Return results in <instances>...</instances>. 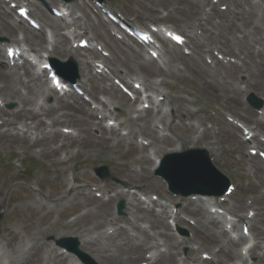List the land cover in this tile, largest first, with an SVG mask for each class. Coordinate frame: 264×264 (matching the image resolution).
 <instances>
[{"label":"rangeland","instance_id":"obj_1","mask_svg":"<svg viewBox=\"0 0 264 264\" xmlns=\"http://www.w3.org/2000/svg\"><path fill=\"white\" fill-rule=\"evenodd\" d=\"M52 1L53 0L37 1V6L33 11L35 17L39 19L43 25L49 40H58L57 37L54 36L52 28H49L44 20L46 19L45 17H47L44 14L50 13V7L55 5L58 7V4H55ZM104 1L109 7L122 11L125 18L133 24H140L142 18L160 17L166 13L162 8L166 5L164 0ZM72 5L74 6V11L67 17V23L72 27V23L79 27H83V30L86 31L85 35L102 41L101 44L111 51V56L105 58V63H107L112 69L114 67L118 68V70H120L125 76L129 74L131 78L138 79L141 82L145 81L146 83H154L159 92H165L171 97L172 94L178 96L181 104L180 102H176L175 105L182 106L186 112H191L194 129L197 130L198 135H200L205 129L209 131L211 136L210 140L207 139L206 141V136L204 135L205 138L197 140L193 147L200 148L206 141L207 146L211 151L209 157H213V164L219 171L229 178L230 183L237 186L235 197L236 204L242 203L245 198H253V196L256 197V200L258 199L253 205L255 216L250 223V238L255 240L254 242L258 244V247L256 256L252 257V260H248L247 258L248 262L251 260L254 263H258L255 260H257V256L260 255L261 247L264 243V196L260 195L259 191L256 189L257 186H264V180L261 178L262 170L259 168H257V172L253 170L252 165L258 167L255 164L254 158H247L244 155L245 150H241L235 141V137H230L229 134H227L225 129L230 127V125L225 123V127L221 119H217L211 115L210 110L213 111L216 109L215 105L221 101V98H212L200 87L202 85L200 84L199 75L185 65L180 53H177L175 50H170L166 57L162 56L159 59L158 63L154 61L149 63L144 57L142 58L140 56V50H137L130 45H121L115 41L113 42L110 35L105 36L103 29H100L101 22L95 24L92 19L93 14L91 13V9L89 8V5H87L86 0H75L67 4V7L70 9ZM38 10H40V12H38ZM152 10H155L156 13L153 14ZM136 15H139V19H136ZM2 16H6L5 19L8 18L10 22H14V19H11L6 13H2L1 17ZM175 18L178 20H185V16L179 12L175 13L171 19L167 18L164 20L176 23L177 21ZM18 28L21 29V27ZM226 30H229V28L224 26L223 31L226 32ZM81 33L82 31L78 29V35ZM236 33L238 32H235V34L230 32L227 35L233 36V38H236L239 42V39L242 38L240 37V34ZM101 35L104 37H100ZM17 37L22 40L24 32L17 30ZM8 38L9 39L5 40L10 41V39L16 38V32L14 36ZM81 52L82 54L84 53L82 50ZM78 54L80 53L77 52V55ZM193 55H195L194 52ZM193 76L195 77L193 78ZM228 78L229 77H227V79ZM237 80L238 82H243L244 75L239 74ZM228 81L230 82V79H228ZM82 82L84 88L86 87L91 96L103 92L101 91V88L103 87L105 92L109 94V100L113 101L112 104L117 105L121 102H119L121 99L119 98V95H121L120 92L111 89L113 87L108 80L93 76L88 79V77L83 76ZM94 85L99 86L95 87ZM185 93H188L189 95H185ZM241 96L242 94H239L238 98H241ZM42 100L46 102L47 105L53 103L52 99L48 100V98H42ZM7 104H11V106L5 107V110L7 111H11L16 107L15 101H10ZM120 105H118V107ZM229 105L230 104H228V108L225 110L233 116L237 115L242 120L253 122L255 119L249 115V113L253 112V114L258 115L257 117L264 121V108H260L258 111L254 109L251 110L252 108L247 106L245 102H242L240 107L236 108ZM73 113L74 116L71 118L73 121L67 123H69V127L72 128L74 135L78 134V139L84 141L82 144L83 147H80L79 141L73 143L74 147L79 145L78 149L80 150L76 151L72 156H69L70 152L66 154L58 148L53 154L44 156L38 154L35 150L23 153L17 147H13L15 144L9 148L3 147L0 144V212H2L0 235L4 232H10V234H12L11 230H14L21 236L24 235L27 238L30 233L35 234L40 230L45 232L42 236L43 241L50 242L55 247H58L55 243L59 238L56 237L57 230H53L56 224L79 219L76 226L84 225L88 222V219L81 217L86 209L92 210L95 206H100L99 210H112L114 216L119 219L118 224L115 225V227L119 225V227L127 229L129 235L134 238L133 240L143 244L148 249H150L148 246H151V249L157 251V248L155 247L156 245L161 246V249H165L163 246V235L170 234L174 235L177 241L182 242L177 249L173 250V252L175 251L178 254V258L182 261L186 259H193L196 261V259H199L202 252H206L210 254L212 258L209 262L204 261L205 264H216L217 262L218 264H233L234 260L241 264L236 258H233V260L229 257H224L229 254V243L226 236L219 232L220 229L222 230L221 225L210 226L209 224H206V221L213 219V217H211L212 214H215L209 212L213 203L211 198L205 199L207 202L205 215L209 214L210 219H202L204 222H201L200 216H198L200 211H198V213L191 212L194 205H190L186 209L190 202H196L194 200L198 199V196H194V194L190 196L172 195L167 190L165 182L154 174L155 171L152 168L153 164L143 166L135 164V155L139 151L137 148L123 144H118L117 146L112 147V144H115L114 139L105 138H111L113 136L112 131L109 132L104 129L99 130L96 126H92L90 129L86 122V117L83 116L84 112L81 108L74 109ZM111 114L116 115L117 119L120 120L121 118L118 117V115L122 114V107L120 106L117 108L114 106V110ZM148 117L149 115L146 114L142 118L148 119ZM142 118L140 119L141 122L143 120ZM185 124H188V122L186 121ZM76 126L80 127L81 131L79 130V132H77ZM96 128L97 130H95ZM132 128L134 131L139 130L135 125H133ZM143 134H145L143 136H145L149 142L153 140V147L169 148L174 146L172 141H157L158 139L155 138V134H153L152 131H145ZM162 134L169 135L168 138H172L174 135L176 138H182V150L189 148L190 142L194 141L195 136H197V134H193L191 129H184L181 127L171 129L169 132H162ZM49 143L52 146H56L54 139H51ZM145 150L146 149L142 152L145 153ZM149 153L152 160H155L156 157L151 150H149ZM163 157L162 154L160 160ZM101 166H105L108 171V174L102 179L97 177L93 172L95 167ZM126 166L130 173L122 172L121 168H126ZM262 167H264L263 164ZM252 172L255 173V175ZM76 176L78 178L74 181V177ZM61 178H66L70 184L79 188L98 189L92 191L89 197L83 195L77 198L80 204L88 203L87 207L77 209L74 205L64 204V210L59 209L47 213V202L48 205H51V201L47 199L48 196L53 199L54 196L60 195L62 192L63 183L62 185L60 184ZM115 184L120 186L117 190L112 189ZM137 184L144 188L142 189V194H140V191H136L137 194L130 191V186ZM30 188H33L37 193L39 192L44 195L46 205H42L41 200L36 197L35 194H30ZM96 192L101 194L100 198L95 196ZM152 194H156L158 199L153 201L151 199ZM191 196L196 198L191 199ZM201 196L204 198V196L207 195L200 194V197ZM90 197H92L93 200L90 201ZM120 200H124V206L122 207L123 214L121 215L117 213V202ZM31 201L35 203L34 207L30 205ZM21 202H25L26 206L11 208V206L14 207L18 204L20 205ZM39 205H42V207L40 208ZM232 205L233 202L231 201L226 206L231 207ZM8 207L11 210L7 212ZM171 208L177 210L176 215L179 216L178 220H175V226L177 227L176 231L173 230V226L168 222L173 219L172 217L169 218V214L172 215ZM185 209L186 211H184ZM238 212H241L242 215L246 214V212L243 213V211H240L239 209H237V211L235 210L236 214H238ZM68 214H70L69 217L73 216L74 219L70 220L71 218H66ZM114 216L109 217V219H113ZM219 217L222 221L224 220L223 215ZM185 219L191 223L187 222ZM128 221L132 222L135 227L130 228ZM235 224L237 225V228L233 232L231 231L232 233H229V236L234 239L240 236L241 227V223ZM107 227L108 226H106L104 230H106ZM49 228L50 230H48ZM178 228H181L182 231L179 232ZM108 231L112 232L113 228H108ZM121 232L122 233L119 235L115 234L114 238L123 242L126 235L125 232ZM9 237L10 236H8V238ZM245 242L246 240H242L238 244H243ZM238 244L236 246L237 251L239 249ZM0 249L2 250L1 247ZM81 250L85 252L82 248ZM145 251L146 250L139 249L140 255L137 256L139 262L133 264L146 261L143 260V257L145 254L147 255L150 253V251ZM37 255L38 251H35L32 256L36 257ZM87 257L88 259L86 260L91 264H100L94 260V258L90 257V255L87 254ZM76 259L79 264H85L78 257H76ZM261 262L264 264V260Z\"/></svg>","mask_w":264,"mask_h":264},{"label":"bare ground","instance_id":"obj_2","mask_svg":"<svg viewBox=\"0 0 264 264\" xmlns=\"http://www.w3.org/2000/svg\"><path fill=\"white\" fill-rule=\"evenodd\" d=\"M168 3L166 6L169 7L168 13L174 12H184L192 17V20L186 21L179 26L182 28H189L188 33L186 34L188 42L195 39V34L193 33L195 29H200L202 32L207 34V48L210 52L211 46H219L227 55H233L236 53L233 46H239L243 58L241 59V65L237 68L238 71L245 72V80L243 81V89L247 91H255L256 94L264 96V0H222L227 4L226 12H222L216 8V5L210 0H166ZM52 2H59L58 0H53ZM62 2V1H60ZM222 4V3H221ZM205 6H209L206 10ZM6 11L3 1L0 0V36L12 37L15 32V25H13L6 16L1 14ZM153 13V12H152ZM227 15L226 21L223 25L230 32H238L242 39L235 40L234 45L230 42L229 38L225 35L220 37H212L211 30L215 29L216 23L213 20L215 15ZM211 16V18H210ZM47 25H49L54 36L58 40L54 39L51 43V53L50 57L60 58L62 56H73L75 57L74 51L66 46V36L64 34L60 35V28L64 26L61 21H58L57 18H46L44 19ZM223 27V26H222ZM43 31L35 32L31 29H26V35L24 41L31 47L34 44L37 45V49L45 50L48 39L43 36ZM191 33V34H190ZM65 43L63 42V38ZM233 37V36H231ZM13 42V40H12ZM219 43H222L220 45ZM1 45V44H0ZM38 55V51H35ZM199 54V53H198ZM79 63V70L81 73L86 71L88 73V61L84 59L83 56ZM191 66L192 70L199 75L200 86L205 90L212 98H221L226 103L232 104L233 106L239 105L240 101L236 97L237 94L241 91L240 84L235 83L231 84L228 79L231 81L235 78L232 76L233 69L235 66L230 67V72L222 73L220 70L213 71L209 68H206L200 60L197 63ZM225 74V75H224ZM227 77H229L227 79ZM25 79V80H24ZM151 89L154 87L150 86ZM45 95L52 96L54 100V105H47L43 102L40 105H37V100L40 97ZM64 99L61 96H55L53 91L47 85L46 80L40 76H35L33 70L27 64L23 66V73L17 71V67L11 68L7 66L6 63L0 65V98L4 103L15 101L16 107L11 111H6L5 108L0 107V120L2 121L0 125V144L3 147H17L23 153L28 151H33L36 149L38 154L48 156L53 154V152L58 148L61 149L64 153H69V155L74 154V152L80 150L77 147H74V144L70 141H65L67 136L59 132L57 126L62 122L73 121V113L69 110H74L78 105H81V102L74 93L70 92L66 95ZM69 99L71 102H69ZM102 107L105 106L104 103H100ZM128 113L124 120L121 122L122 125L128 127L129 132L127 137L115 136L112 147L117 146L118 144H125L128 139L134 137L133 124L134 120L129 116L131 112L134 111L133 105L127 104ZM85 107H83V110ZM59 110H67V112L60 113ZM160 111L157 110V113ZM89 117L93 118L94 113L91 110L86 109L84 112ZM57 114V115H56ZM9 117L8 119L6 117ZM45 118H48V122L45 121ZM155 118H158L156 115ZM160 119V118H158ZM99 123V122H96ZM17 124H21L25 130L19 132ZM145 123L139 126L141 133L146 130ZM256 130H264V125L261 122H258ZM18 131V132H17ZM58 137V139H56ZM77 137V136H76ZM70 139L71 137L68 136ZM204 138V136H202ZM50 139H54L60 142L58 146L52 148V145L49 143ZM74 139L75 142L79 141L80 147H83V141L77 138ZM208 138H206L207 141ZM209 140V139H208ZM160 141V140H159ZM205 141V144L207 145ZM74 142V143H75ZM174 146L171 151H178V144H182V139L177 138L172 140ZM254 143L256 146L260 147L263 144L258 141L257 137H254ZM177 144V145H176ZM73 148V149H70ZM205 148V147H204ZM208 149V148H206ZM138 153L135 155L136 160L135 164L139 166L152 164V160L149 154L143 153L140 148ZM104 151V150H103ZM154 155H162L164 152H168L165 147H152ZM69 157V156H68ZM163 170L167 173H170L174 162L172 160L177 159V157L167 158ZM258 161V160H257ZM195 164V169L199 171L201 165L199 159L195 158L193 160ZM154 164V163H153ZM259 166V165H258ZM122 172L130 173L126 166L121 168ZM253 170L256 171V166H253ZM168 175V174H167ZM60 176V175H58ZM170 179H174L173 175H168ZM78 177L76 176L75 179ZM182 178V176H181ZM63 183V189L60 195L56 198L50 200L51 205L45 204L44 195L42 193H37L35 189L30 188V194H35L41 200L42 205L48 207V211H57L63 207L65 203L74 204L75 208H85L88 206V203L79 204L77 198L83 195L90 196V190L87 188H79L72 184H68V181L65 179L60 180V184ZM181 183L188 182L184 181L182 178ZM140 190L144 189L141 186L137 185ZM120 186L115 184L112 189L117 190ZM89 200H93L92 197ZM34 202L31 201L30 205L34 207ZM42 205H39L41 208ZM192 207L191 212L196 213L198 210L201 211L198 216H200V221L204 222L202 219H210L205 215L206 205L202 201L196 203L190 202ZM26 206L25 202H21L20 207ZM100 206H95L94 209H86L82 214V218L85 217L88 219V222L84 225L76 226L77 220L73 222H65L63 224H56L53 230H57V237L64 235H72L76 238V241L81 248L88 254L90 257L94 258L100 264H133L139 262L137 256L139 254V249L149 250L143 244H140L133 240L127 229L116 227L113 230V233H110L104 228L106 226H115L118 224V218L114 216L112 210L100 209ZM230 208V207H229ZM114 216L113 219L109 217ZM176 220L178 216L176 215ZM90 221V222H89ZM113 223V224H112ZM215 222L213 220L206 221V224L213 226ZM130 228L135 227L132 222L128 221ZM107 227V228H108ZM237 225H234L236 228ZM11 230V229H10ZM50 230V228L48 229ZM125 232L126 237L124 241L120 242L114 238V235H119ZM220 234L225 235L228 239V255L231 257L242 260L240 250L237 252V240H241L243 236H240L238 239H230L227 235V232L220 229ZM5 235H0V264H79L77 259L72 254H65L60 248L53 246L50 242H45L42 239V236L45 232L38 231L35 234L30 233L26 238L24 235L21 236L17 231L11 230ZM127 233V234H126ZM8 236H10L8 238ZM164 244L167 252L161 251L160 247L156 245L157 251L153 250L151 257L149 258L150 262L148 264H178L180 259L178 254L173 250L177 249L182 242L177 241L174 235L164 234ZM153 244V243H152ZM151 244V245H152ZM151 250V246H148ZM226 249V248H225ZM38 251V255L33 257V253ZM32 258V260H31Z\"/></svg>","mask_w":264,"mask_h":264},{"label":"snow or ice","instance_id":"obj_3","mask_svg":"<svg viewBox=\"0 0 264 264\" xmlns=\"http://www.w3.org/2000/svg\"><path fill=\"white\" fill-rule=\"evenodd\" d=\"M177 39H179V37H177Z\"/></svg>","mask_w":264,"mask_h":264}]
</instances>
